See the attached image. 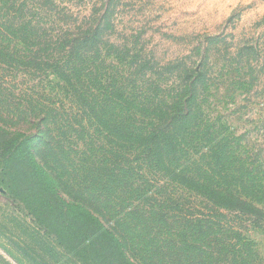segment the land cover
I'll use <instances>...</instances> for the list:
<instances>
[{
    "label": "trees",
    "instance_id": "obj_1",
    "mask_svg": "<svg viewBox=\"0 0 264 264\" xmlns=\"http://www.w3.org/2000/svg\"><path fill=\"white\" fill-rule=\"evenodd\" d=\"M15 1L0 0V189L50 236L55 256L64 248L81 264H263L232 223L264 224V181L249 170L244 178L229 161L235 152L206 146L194 87L158 99L135 70L110 77L113 60L86 50L98 40L94 25L83 37L52 35L46 9ZM17 75L46 81L49 95L14 93ZM95 149L99 164L87 158ZM70 153L83 157H74L81 174ZM165 186L174 194L160 197Z\"/></svg>",
    "mask_w": 264,
    "mask_h": 264
},
{
    "label": "rangeland",
    "instance_id": "obj_2",
    "mask_svg": "<svg viewBox=\"0 0 264 264\" xmlns=\"http://www.w3.org/2000/svg\"><path fill=\"white\" fill-rule=\"evenodd\" d=\"M23 2L46 9L42 24L52 35L83 37L94 25L98 40L86 50L91 54L98 50L97 55L113 60L115 70H110V77L120 70L119 66L125 71L135 70L137 81L145 84L143 89L158 99L192 85L195 108L200 107L212 137V144L206 142V146L228 155L235 152L229 161L241 163L243 177L247 178L249 170L264 181V0L15 1ZM55 6L62 11L53 10ZM15 82V88H11L14 93L21 89L44 96L50 93L46 81L38 84L26 77L21 82L17 75ZM155 87L160 89L154 92ZM143 97L137 96L135 101L141 103ZM137 113L151 117V111ZM197 116L201 118L199 113ZM96 134L95 139L104 141L105 150H109L108 139ZM217 135L218 144L213 139ZM73 146L80 153L76 144ZM96 150L88 151L87 158L99 164L104 153ZM196 153L198 156V150ZM74 157H83L70 153L73 168L79 172L80 164ZM19 171L12 170L16 183ZM158 193L163 197L171 192L165 186ZM232 225H241L244 237L264 256V224L242 221ZM49 238L27 209H20L0 189V264H81L75 251L63 248L61 256H55Z\"/></svg>",
    "mask_w": 264,
    "mask_h": 264
}]
</instances>
